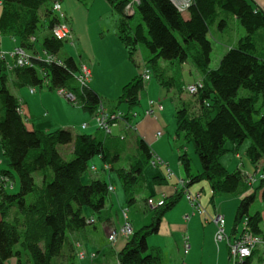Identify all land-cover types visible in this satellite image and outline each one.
I'll return each instance as SVG.
<instances>
[{
    "label": "trees",
    "instance_id": "obj_1",
    "mask_svg": "<svg viewBox=\"0 0 264 264\" xmlns=\"http://www.w3.org/2000/svg\"><path fill=\"white\" fill-rule=\"evenodd\" d=\"M54 1L61 2L1 0L0 35L16 39L19 47L30 51L33 66L8 70L5 62L0 61V146L8 166L2 173L11 178L16 175L19 182L16 192L0 187V264H6L11 258L23 264L21 251L28 256L25 264H56L55 258H66L67 264H73L72 250H64L67 234L87 226L83 208L99 213L108 196V186L101 177L86 184L81 180L93 157L99 156L116 174L128 205L147 188L144 169L153 153L142 138L136 136L133 143L131 133L113 136V139L112 134L106 135L101 140L89 134L73 137L63 129L28 130L18 112L21 102L9 86L41 88L46 82L48 89L71 92L90 114L100 104L94 90L87 85L80 88L79 67L72 57L62 60V64L47 62L35 47L37 32L44 28L49 31L57 21L51 9ZM108 1L121 15L117 35L131 60L137 47L142 45L149 52L146 63L155 71L161 70V60L169 65L189 61L201 75L203 86L195 95L197 107L192 105L189 109L183 105L174 113L176 139L182 137L192 143L201 166L198 172L192 173L187 154L178 155L186 185L206 180L213 200L215 196H240L259 180L255 190L262 189L264 201V178L248 182L239 169L228 171L220 162L227 151L237 154L247 139L246 158L251 164L264 162V48L258 52L256 44L264 31V11L252 0H193L185 19L169 0H138L132 16L138 14L142 23L131 27L127 18L132 16L124 12L130 0ZM229 16L236 18L245 34L222 55L218 66L211 69L210 29L215 24L220 28L226 25ZM63 45L64 41L49 34L42 41L41 51L57 55ZM166 82L170 81L163 79L161 84ZM143 88L142 75L137 74L122 86L117 101L133 108L139 104ZM241 90L248 91V95L240 96ZM70 143L72 156L66 159L58 147ZM35 175L40 177L39 182ZM164 181L166 176L152 178L153 184ZM255 190L240 199L233 224L235 229L247 219V230L261 236V213H250ZM181 194V190L175 191L163 199V204L151 209L149 224L133 230L118 251V264H160V249L149 248L146 240L157 233L163 215ZM248 258L243 260L246 264H249Z\"/></svg>",
    "mask_w": 264,
    "mask_h": 264
},
{
    "label": "rangeland",
    "instance_id": "obj_2",
    "mask_svg": "<svg viewBox=\"0 0 264 264\" xmlns=\"http://www.w3.org/2000/svg\"><path fill=\"white\" fill-rule=\"evenodd\" d=\"M81 1L84 3V6H82L76 0H74V2L71 0H61V8H69L68 14L72 16V19L74 21L73 28L79 35L76 36V39L73 38L74 42L73 40L65 41L63 47L59 50L57 55L52 56L62 62L63 59H66V57H70L72 54L78 67H80L82 63H87V65L92 69V74L89 75L87 82L89 86L93 85L94 89L98 91L97 93L100 96V104H102L105 108L113 109L114 111H120L123 114H126L131 124L137 122V130H135L137 134L140 135L143 139H145V141L148 142V140H152V142L157 143L158 145L155 147L153 145H150V148L154 152L153 156L157 157L155 154V151L157 150L164 151L168 155L166 156V158H169L170 153V157L172 158L168 159L167 162L173 172L172 178L174 180L175 177L184 178L182 168L178 165V155L183 152L186 153L188 158L190 159L191 172L195 173L197 168L201 167L199 158L194 153L193 145L191 142H185L182 137L176 139V123L174 117L175 111L181 108L183 105H185L189 109L190 107L191 109L193 108L192 105H195L194 108L197 107L196 96L189 94L185 89V87L188 85L187 83L194 80L195 69H192V73L189 72V69L192 68V64L188 61L184 65L179 63H174L172 65L170 64L168 66L160 65L162 67V71H155L150 65V63H146V58L149 52L142 45L137 47V51L133 55L134 60H131L128 57V51L125 49L124 45L122 44V42H120L117 36V26L119 20L121 19V15L114 10L112 4L108 0ZM46 6L47 5L42 6L40 8V12L41 10L43 12ZM108 9L111 10V12H108ZM106 10L107 12L103 13V11ZM127 20L129 21L131 27L142 23L141 17L138 14H135L132 17H128ZM234 23L236 24V26L234 25ZM237 27L239 28L240 32L242 31V33L244 34L243 27L232 17L228 19L227 26L222 31H219L216 24L214 25V27H211L214 28L212 29L214 38L212 42V51L210 55L209 64L211 69L216 68L218 65L219 52L221 50V45L223 44L222 40H227L231 39L232 37H235ZM48 35L49 33L46 28L41 29L39 32H37V41L35 42V47L39 52L41 51V44L44 37ZM216 41H218L219 44H217ZM256 44L258 52L259 50L260 52H262V43L259 41V38H257ZM9 51L11 50L5 52ZM27 53L29 54L30 51H28ZM142 56L144 57L143 60H141ZM89 58L91 59L92 65H94L95 63V67L93 66L94 68H92V65L90 66V63L87 61L89 60ZM144 62L147 65L144 64ZM161 62L164 64H168L167 62L162 60ZM129 67L135 70L136 72H138L139 70V74L143 73L144 69L150 70V78L149 80H144V88L139 94L140 102L133 108H129V106L124 102L119 103L117 101L119 94H117V92L115 91L116 80L118 78H121L123 74L128 72ZM160 72H162L163 74L160 75ZM161 76H163V79H165V81L170 82L161 84V81L163 80ZM182 85H184V87L180 93V87ZM9 89L11 93L17 95L18 97H20L18 94L19 91L26 95L28 94L27 96L30 98L31 96H35L36 98L32 100L33 109L35 111L34 114L35 116H40L41 120L43 119L53 124L55 123V126H53L54 128L52 127L51 130L65 129L66 127H68L70 129L66 130H69L72 135H75L81 133L80 131L87 134L91 133L96 127L93 117L80 108L81 106L79 102H77L78 104L76 105L71 101H68V99H66L64 95L59 94V89H48V87L46 86V82L43 83V87L41 88L38 86H34V94L28 93L30 90V87L28 86L21 88H13L12 86H9ZM63 90L67 91L65 89ZM42 94L43 98L41 99L40 96ZM239 95H248V91L241 90ZM149 100H159L163 106V110L158 115H156V117L147 116L144 118L142 112L143 110L149 108ZM100 104L98 105V107L100 106ZM22 109H26V104L22 105ZM136 113H139L137 117L135 115ZM25 115H27V117H30V114L27 109ZM82 117L84 118L83 120H85V122L89 124V126L84 130H74L73 126L78 127L81 125L80 123ZM23 120L29 129H39V126L33 127L32 123L34 121H27L26 116L24 115ZM56 123L60 126H63L64 128L57 126ZM123 125L124 123L123 121H121L117 127L112 128V134L118 133L121 126ZM157 131L164 132L163 136L159 139L155 138V134ZM248 144L249 141L247 139L242 143L239 149L238 153H240L241 159L236 158L235 154L231 153L230 151H227L220 158L221 164L224 165L228 171H233L236 168H239L240 170L243 169L248 173H252L247 163V158L244 154V151ZM64 147L65 145L59 146V152L66 159H70L72 155L71 153L69 155L65 154L66 151L64 152ZM226 147H230L229 142L226 143ZM131 154L132 152H130V155ZM0 160L2 161L0 167L8 169V166L6 165V160L4 159L2 154L0 155ZM240 161L244 162V166L241 167ZM89 164H95L98 172L101 173L103 164L98 156L93 157ZM100 173L98 174V176L100 175ZM111 173L117 178L114 172L111 171ZM163 173L164 168L162 166H153L150 162L144 169V175L147 179V188L144 189V191H142L139 195H137L136 201L131 205H128L124 198L123 207L127 210V215L130 224L133 223V221H137L139 218H142L143 215H147L149 216V218H151L150 216H152V210L147 206L144 199L157 190V186L153 185L152 183V178L155 175H163ZM15 177L17 179L16 185L18 186V178L16 175ZM92 177L94 178L95 174L91 173L88 166L87 170L82 175L81 180L83 183H88ZM36 180L37 182H39V179ZM169 184H171V181L169 182ZM165 186L170 187L169 185ZM191 186H194L198 189H200L201 186H204L205 194H208L209 185L206 180L194 182ZM255 186H257V184ZM255 186L250 187L248 191H253ZM260 191V189L257 191L254 198V202L250 207V211L252 212L257 209H262L264 214V203L261 200ZM220 197L221 199L226 198L224 196H217L215 198L217 199ZM151 199L154 200L153 198ZM109 215L112 224L117 229L116 231H119V233H121L120 229L124 222L122 216V208H120L119 206L112 207L109 210ZM97 226L100 227V223H98ZM86 227L92 228V225L88 224ZM242 228L243 221L238 224V234L241 232ZM82 239L83 242L88 243L90 247H94L95 250L98 249L97 237H94V240L92 238H88V240H85L84 236H82ZM93 241H96V244H94ZM158 241L161 240L158 239ZM17 249H19V246H17ZM79 249V253H83L85 256L86 254L84 253V251L86 253H89L87 252L88 250L84 245H81ZM94 255L95 254H91L89 256L91 260L93 259ZM107 258L111 264L115 263L114 255L110 251ZM20 259L23 264L27 262L28 256L25 251H21ZM55 261L56 258L53 260V263H55ZM80 261L82 260L75 256L73 259V264H78ZM83 261L89 262L88 259H85ZM176 261L178 262V257L176 258Z\"/></svg>",
    "mask_w": 264,
    "mask_h": 264
},
{
    "label": "crops",
    "instance_id": "obj_3",
    "mask_svg": "<svg viewBox=\"0 0 264 264\" xmlns=\"http://www.w3.org/2000/svg\"><path fill=\"white\" fill-rule=\"evenodd\" d=\"M71 1L74 2V0H71ZM76 1L79 2L82 6H84V3L81 0H76ZM252 1H254L256 3V5L262 11H264V0H252ZM0 7H1V0H0ZM49 7H50V5H49ZM62 10H64V12L66 13V16L68 17L67 22L69 23L70 28L72 30L73 38L76 39V36H78L79 34L73 28V22L74 21L72 19V16L68 14L69 8L64 7V9H62ZM41 12H42V10H41ZM105 12H107V10L103 11V13H105ZM108 12H111V10L108 9ZM103 13H101V14H103ZM182 15L185 19L188 18V12L183 13ZM230 17L231 16L226 17L227 22H228V19ZM232 18L235 21H237L235 17H232ZM234 25L236 26L235 23H234ZM216 26L219 29V31H222L227 26V23H226V25L222 26L221 28L218 27V25H216ZM212 27H214V26H212ZM212 29H214V28L210 29V34H209V39L211 42H213V38H214ZM244 34H245V30H244ZM244 34L242 33V31L240 32L239 28L237 27V30L235 32V37H232L231 39H227V40H222L223 44L221 45V50L219 52V61H220V58L222 57V55L230 47L235 46L238 39L240 37H242ZM259 41L262 43L261 47L264 48V31L260 34ZM73 42H74V40H73ZM216 43L219 44L218 41H216ZM17 46H18V41L16 39H14L12 37L0 35V51L5 52L8 50H12L14 47H17ZM40 52H42V51H40ZM70 57L73 58V55L71 54ZM143 59H144V57L142 56L141 60H143ZM87 61L90 63V66H91L92 65L91 59L89 58V60H87ZM144 64H146V63L144 62ZM159 64L162 66H164V65L168 66L169 65V64H164L161 61L159 62ZM184 64L185 63H183L182 65H184ZM82 65L86 66L88 68V70L90 71V74H92V69L87 65V63L86 64L82 63L81 66ZM93 66L95 67V63H94V65H92V68H94ZM193 68L195 69L194 70V73H195L194 80L190 81L187 84H192L195 81L201 79L200 73L194 67L193 64H192V68L189 69V72L192 73ZM149 72H150V70H149ZM133 74H134V76L139 74V70H138V72H136L135 70H133L132 68L129 67V71L126 72L125 74H123L121 76V78H118L116 80L115 91L117 92V94H120L119 92L121 91L122 86L125 83H127L133 77ZM140 75H142V73ZM91 79H92V77H91ZM91 82H92V80H91ZM87 86L90 87L92 90H94L96 93L98 92L94 89L93 85L89 86L88 82H87ZM33 89H34V87H33ZM28 93H30V90ZM34 93H35V89H34V92L31 94H34ZM18 94L20 97H18L17 95H15V96L20 98L19 100L21 102V107L23 104H26V109L28 110L30 117L29 116L27 117V115H25L26 109H22L23 115L26 116L27 121H30V120L34 121L32 123L33 127L39 126L38 127L39 129H35V130H41V131H46V132H51V131L57 130V129L51 130V128L53 126H55V123L53 124V123H50V122L43 120V119L41 120L40 116H35V114H34L35 111L33 109V103H32V100H34V98H36L35 96H33V97L31 96V98H30L27 96L28 94L26 95L20 91L18 92ZM98 96H99V94H98ZM40 98L41 99L43 98V94L40 96ZM60 100H61V98H60ZM139 102H140V100H139ZM102 107H103V105H102ZM80 108L83 111H85V109H83L82 106ZM97 108H96V110H97ZM103 108L107 112H115L113 109H108L105 107H103ZM147 109L143 110V112H142V115L144 118L147 117V115L145 114V111ZM96 110L93 114L92 113L90 114L88 111H85V112H87L89 115H91L94 119L95 118L94 114L96 113ZM158 114L159 113H157L156 115H158ZM135 115L137 117L139 115V113H136ZM83 119L84 118L82 117L80 126H78V127L73 126L74 130H77V129L84 130L89 126V124L86 123L85 120H83ZM38 121H39V123H38ZM94 123H95V119H94ZM119 123H118V125H119ZM123 123H124V125L121 126L118 133H116V134L111 133L112 139H113V136H118V135L119 136L120 135L126 136L127 133H130V132H131V138L133 140V143H135V141H136V136L142 138L135 131V130H137L136 129L137 125H138L137 122L131 124L130 120H127L126 122L123 121ZM126 123L128 125L132 126V128H126ZM83 124H86V126L82 127ZM56 125L59 127H63L57 123H56ZM95 126H96V123H95ZM27 129L33 130L34 128L29 129L27 127ZM66 129H70V128L66 127L63 130H66ZM80 132L81 133H78V134H75L72 136L74 137V136L79 135V134H87V133H83L82 131H80ZM88 134L96 136L98 139H101V140H103L104 137L106 136L100 130L97 129V126L94 128L93 132L88 133ZM156 139H159V138H156ZM143 140L145 141V139H143ZM145 142L147 143V145L149 147H150V145H153L154 147L158 146L157 143L152 142V140H148V142L147 141H145ZM72 148H73L72 143L65 145V147H64V149H65L64 152L66 151L65 154L69 155L72 152ZM58 149H59V147H58ZM152 153L154 154L153 151H152ZM1 154L3 155L2 149L0 146V155ZM155 154L157 157L161 158V160H163L166 163L167 167L170 169L169 164L167 162L168 159L172 158V157H170V153H169V158H166V156H168V155L162 150L155 151ZM238 154H240V153L235 154L236 158L241 159V155H240V157H237ZM99 159L102 162L100 157H99ZM247 163H248L252 173H248V172L244 171L243 169L242 170H240L239 168H236V169H239L243 173V176L245 174L250 175V176L253 175V176H255V179H258L257 177L260 173L261 167L264 165V162L259 161L257 164H251L250 161L247 159ZM1 164H2V161L0 163V166H1ZM102 164H103V168H102L101 173L98 172L95 164H91V165L89 164L88 166H89V169L91 167L95 168V171H91V173L95 174V177H101L106 182L107 186L110 185L112 188L111 191H108V196H107V200L105 202V207L99 213H93L89 208H83V213H84L86 219H89V218L94 219V223L91 224L92 228L85 226L83 229H81L79 231L67 234V242H66L65 247H64L65 252L68 251L69 249H71L73 256L74 257L76 256L77 258H79L77 254L80 251L79 248L81 245L82 246L84 245L88 250L87 252H89V253H86L84 250H82V251H84L86 256L83 258H79L82 261H80L78 264H111L107 258L109 251L111 253H113V255H114V259H115L114 264H118L117 253L123 247V245L125 244V242L127 240L125 235H123L121 233L117 234L116 239L112 243L108 239L109 233L112 230H117L116 227L112 224V221L109 217L110 216L109 210L114 206H119L120 208L123 209L124 208L123 207V200H124L125 196H124L123 189L121 188V184L119 182L118 177L116 178L111 173L110 166L108 164H105L103 162H102ZM178 165H179V162H178ZM240 165H241V167L244 166V162L240 161ZM106 166H108L107 170L105 169ZM162 167L164 168V173H163V175H160V176L165 177L166 176V166H162ZM0 170L3 171L5 169L0 167ZM199 170H200V168H197L196 172H198ZM248 170H249V168H248ZM107 172H110V173H107ZM171 172H172V170H171ZM99 173H100V175L98 176ZM172 177H173V172H172L171 177L170 178L166 177V181H164L163 183L153 184V185L157 186V190L154 191L153 194L148 195V197L151 196L150 198H153L155 201H159V200H163L164 198L172 195L175 191H180L181 187H179L177 185V181H176L177 178H179V177H175V180ZM145 178H146V176H145ZM9 179H10V182L12 185L8 186L6 189L11 190V192H16L18 190V186L16 185V180H17L16 177L15 176H13V178L9 177ZM36 179H39V181H40V177L38 175H35V180ZM91 179H93V177ZM170 181H171V184H169ZM146 182H147V179H146ZM258 183H259V180L256 181L254 184H252V186H255L256 184L258 185ZM192 184L193 183L186 185L187 190L192 194L197 193V192L200 193V205H201V207L205 213H203V212L200 213V212L194 210L182 193L181 197H179L178 200L174 203V205L168 211H166L165 214L163 215L157 233L152 234V235L147 237V240H146L147 245L149 246V248H159L160 249V253H161L160 264H229L230 256H229V248H228L227 241L226 240H222L219 242L214 241V234L216 232V226L212 222V218L215 217L217 214H220L223 216V218H224V232L227 235L228 240L230 242L233 241L240 234V233L239 234L237 233L238 232V225L234 229V224H233L234 213H235L236 207H237L240 199L244 195H247L248 193H250L251 191H245L240 196H236V195L227 196L225 199H221V197L216 199L215 197H217V196H215L214 199L211 200V198H210L211 197V190L209 187H208V194H205L204 186H201L200 189H198L194 186H191ZM165 185H169L171 188L168 186H165ZM252 186H249V188ZM256 187L257 186H255L254 190L256 189ZM258 190H255V195H256ZM260 190H261L260 191V195H261L262 189H260ZM261 200L263 201V199H261ZM263 203H264V201H263ZM255 211H259L261 213V222H260L261 234H259V235L264 236V214H263V211H262V209H257ZM255 211H252V212L250 211V213H253ZM186 216H188V218H185ZM127 217H128V215H127ZM146 219H147V221H146ZM149 219H151V218H149V216L143 215L142 218H139L137 221H133V223H131L132 229L137 230L140 227L149 224V222H150ZM128 221H129V219H128ZM98 223H100V227L97 226ZM117 232H119V231H117ZM82 236H84L85 240H88V238H92L94 240V237H97L98 238V249L95 250L94 247H90L88 245V243L83 242ZM185 238L187 239V242L189 245L187 253H185L184 246H183V241ZM158 239H160L161 241H158ZM93 242H94V244H96V241H93ZM91 254H95L92 260L89 257ZM177 257H178V262L176 261ZM249 257H250V258H248L249 264H264V247L263 246L256 247L254 249L253 253ZM85 259H88L89 262L88 261L84 262L83 260H85ZM245 259H247V258H245ZM245 259H244V261H245ZM244 261L241 262L240 264H246ZM55 263L56 264H67V261H66V258H56ZM72 263H73V260H72ZM6 264H16V260L14 258H11L7 261Z\"/></svg>",
    "mask_w": 264,
    "mask_h": 264
},
{
    "label": "built area",
    "instance_id": "obj_4",
    "mask_svg": "<svg viewBox=\"0 0 264 264\" xmlns=\"http://www.w3.org/2000/svg\"><path fill=\"white\" fill-rule=\"evenodd\" d=\"M173 6L176 8L178 12L181 14L186 13L189 9V7L192 5L193 0H169ZM138 3V0H130V2L125 6L124 12L127 16H132L135 12V4ZM52 11L56 15V23L50 28L49 33L54 38L62 40V41H72L73 40V34L72 30L70 28L69 23L67 22V16L66 13L61 8V3L59 1H54L51 6ZM31 41H35L34 37L30 38ZM40 57L43 58L47 62H56L58 64H62L61 61L55 59L52 55L47 54L46 52H41ZM0 61L5 62V66L8 70H11L14 67L19 66H33V63L31 61V58L29 54L22 49L21 47L17 46L14 47L9 52L0 51ZM90 71L88 68L84 65L79 67V73H78V83L80 88H83L87 85V80L89 78ZM150 78V72L147 69L143 70L142 73V79L143 80H149ZM203 83L200 80L195 81L192 84H188L185 89L186 91L191 95H196L199 90L202 88ZM34 89L33 87H30V93H33ZM59 94L64 95L68 101H71L74 104H78L76 101L75 96L68 91H64L63 89L58 90ZM163 110V106L159 100H149V108L145 111V114L147 116H153L155 117L157 113H160ZM19 114L23 117V111L22 107L18 108ZM95 114V123L97 126V129L100 130L104 135H110L112 133V128L116 127L119 122L121 121H127L128 117L126 114H123L120 111L115 112H107L102 105L97 108ZM127 117V119L125 118ZM86 124H83L82 127H85ZM126 128H132V126L128 125L126 123ZM162 131H157L155 134L156 138H160L163 136ZM153 156L151 159V164L153 166H166V177L170 178L172 175L171 170L167 167L166 163L161 160L159 157ZM237 157H240V154L237 155ZM1 163V161H0ZM105 169H108V166L105 167ZM91 171H95L94 167L90 168ZM245 178L248 182L255 181V176H248L245 174ZM258 178L263 179L264 178V166L261 167L260 173L258 175ZM177 185L181 187L182 193L191 205V207L200 212L205 213L200 205V193H190L187 190L186 182L182 178H177ZM10 179L7 175H4L2 171L0 170V187L4 186L7 188L8 186H11ZM112 188L109 185L108 191H111ZM147 206L150 209H154L158 207L159 205L163 204V200L154 201L151 198H148L146 201ZM122 216L124 219L123 225L121 226L120 232L125 235V237H129L133 234V229L131 224L128 221L127 217V210L122 209ZM185 218H188L186 216ZM212 222L216 226V232L214 234V241L219 242L222 240H226L229 248V256H230V264H240L243 262V260L247 257H249L252 253V251L258 247V246H264V238L261 236L253 235L250 233L247 228V219L243 220V231L240 232L238 237H236L233 241H229L227 235L224 232V218L222 215L217 214L215 217L212 218ZM87 224H93L94 219L89 218L86 220ZM116 230H112L109 235L108 239L110 242H113L117 234ZM189 245L187 243V239H184V251L185 253L188 252ZM78 257L83 258L85 255L83 253L78 252Z\"/></svg>",
    "mask_w": 264,
    "mask_h": 264
},
{
    "label": "bare ground",
    "instance_id": "obj_5",
    "mask_svg": "<svg viewBox=\"0 0 264 264\" xmlns=\"http://www.w3.org/2000/svg\"><path fill=\"white\" fill-rule=\"evenodd\" d=\"M90 170V169H89ZM91 171V170H90ZM185 182H186V184H187V180L186 179H184V178H182ZM188 243V242H187ZM183 246H184V241H183Z\"/></svg>",
    "mask_w": 264,
    "mask_h": 264
},
{
    "label": "clouds",
    "instance_id": "obj_6",
    "mask_svg": "<svg viewBox=\"0 0 264 264\" xmlns=\"http://www.w3.org/2000/svg\"><path fill=\"white\" fill-rule=\"evenodd\" d=\"M49 32V31H48ZM50 34V33H49Z\"/></svg>",
    "mask_w": 264,
    "mask_h": 264
}]
</instances>
